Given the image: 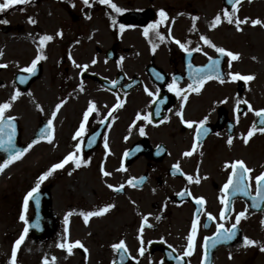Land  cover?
<instances>
[{"label":"flooded vegetation","instance_id":"af4514ba","mask_svg":"<svg viewBox=\"0 0 264 264\" xmlns=\"http://www.w3.org/2000/svg\"><path fill=\"white\" fill-rule=\"evenodd\" d=\"M32 4L33 1L29 0L28 3L13 5L0 12V20L8 21L7 24L0 23V31L22 32L23 27L13 23L11 18L22 13L21 7L25 10ZM150 31L152 34L144 37L158 45L155 52L152 51V44L145 50H135L133 45L128 44L112 43L106 48L85 44L74 51L77 53V63L89 65L86 72H81L71 64L68 51L65 52L68 55L59 60L60 75L65 78L72 71L76 82V87L71 90L74 95L70 96L76 103L72 134L79 128L89 101H94L99 110V115L96 112L89 115L81 151L78 153L80 158L90 159V163L77 169L81 181L78 196L74 198L77 204L75 210L87 212L109 203L115 205L103 215L90 217L87 224L82 216L74 217L73 231L68 224L61 227L64 239L71 240L73 236L74 242L80 240L85 245L89 250L87 253L78 246L72 249V252L80 257L81 263L84 259L85 264H112L114 260L121 264L119 253L111 248V245L120 239L126 241L129 249L122 264H264V257L255 255L260 250H254L252 257H221L222 250L238 248L243 244V238L248 237L250 233L254 236L260 234L258 217L264 213V201H259L258 207H252L250 196L233 193L230 189L227 195L234 199L228 209L226 210L220 202V197L225 195L221 188L230 173V169L223 168L224 162L244 160L248 167L254 169L250 174L253 177L264 171V133H255L247 144L242 139V135L247 134L253 122H258L259 117L255 116L253 111H248L247 105L241 103L237 122L236 100L247 99L253 109L264 108V103L257 104L254 100L245 98L242 91H238V96L221 93V83L216 79L207 81L199 94L189 92L184 106L185 119L199 121L208 116L206 127L209 131L201 135L199 146L193 155L184 156L183 153L190 150L194 142V127L188 128L175 115L180 108L181 98L175 91H170L168 85L175 76L177 88L187 89V85L192 83L188 65L191 63L193 68L204 67L209 63V56L220 59L219 71L223 76L230 71V58L220 56L213 48L205 45L200 40V36L205 34L196 35L186 29L182 34L168 36L172 43L163 44L155 32ZM158 31H162V26H159ZM205 36L210 38L209 35ZM172 37L184 43L190 40L189 48L199 45L202 51H194L189 56L174 43ZM93 59L96 60L95 64L91 63ZM157 73L164 79H157ZM15 76L12 83L17 89ZM96 76L110 82L115 80L117 83L105 87L99 83ZM5 81L0 80V84ZM226 81L232 80L226 78ZM81 82L84 91L79 90ZM145 87L155 95L149 96ZM118 98L124 101L123 107L113 110L112 116L115 119L109 117L101 124L100 120L113 109ZM262 98L264 101V96ZM225 99L227 102L221 103ZM66 102L62 105L63 108ZM157 108L160 109L159 116L155 115ZM137 113H151L152 122L136 120ZM165 117L168 119L165 120ZM47 120L40 122L47 124ZM40 124L35 128L30 140L39 135ZM130 126L132 127L129 133ZM140 127L144 128L145 135L140 134ZM94 133L99 135L95 143L89 146L88 140ZM105 134L108 136L110 149L107 154L103 146ZM229 136L233 138L231 146L227 144ZM76 143L77 141L73 140V147ZM158 146L163 151L158 152ZM125 153L128 155L125 156ZM177 162L181 172L173 175L172 165ZM122 163L126 171L117 170ZM101 164L112 173L111 176L102 175ZM198 167L200 175L207 176V179H202L199 184L188 183L185 175L181 173L194 176ZM130 177L146 179L132 187L126 183ZM109 183L114 186L124 184V189L120 192L114 191L107 187ZM251 183L250 191L254 196L255 184ZM185 189L190 191L192 196L181 198L177 195ZM199 196L205 197L206 203L204 210L199 214L194 250L191 255L185 256L183 253L188 247L187 236L197 207L193 197ZM246 208V218L241 219L234 239L219 240L215 245L210 240L207 248L204 247L205 237L214 236L218 223L230 228L235 222L236 214ZM222 210H226L227 219L220 220L219 214ZM206 213H212L216 219L209 221ZM144 215H148V223L151 226H145L142 234L144 243L141 245L138 230ZM156 216L161 219L156 220ZM59 226L60 223H57L56 227ZM168 245L173 247L169 248ZM141 246L144 248L142 256L138 251Z\"/></svg>","mask_w":264,"mask_h":264},{"label":"rangeland","instance_id":"374dc122","mask_svg":"<svg viewBox=\"0 0 264 264\" xmlns=\"http://www.w3.org/2000/svg\"><path fill=\"white\" fill-rule=\"evenodd\" d=\"M75 7L70 3L59 0H36L28 9L11 18L13 23L23 27L22 32L4 34L0 31V103L8 101L15 91H19L12 83L15 74L23 72L29 67L37 55L39 37L44 34L53 35L52 41L46 42L44 55L46 59L39 63L40 77L32 83L27 91L20 92L19 97L6 115L16 117L20 128V143L30 141L40 120L49 119L55 105L61 100H66L65 107H61L53 121L54 139L48 142H38L24 156L15 160L4 173H0V264H9L14 242L19 238L25 222L19 219L23 212L27 224L32 218V207L29 203L24 208L23 198L35 186L37 177L46 171L52 164L59 162L67 153L74 150L73 128L75 101L70 98L74 95L71 91L76 87L74 73L69 72L65 78L60 75L59 60L69 54L74 58V50L85 44H94L99 48H106L112 43L133 45L135 50H145L152 43L143 38L140 28L134 25L113 32L108 26L109 15L106 5H101L98 0H92L93 6L86 7L82 0H73ZM119 6L127 9L124 13L117 14L116 18L125 13L146 15V18L155 21L158 10L163 8L168 13V20L162 23V34L166 37L163 44L171 43L168 40V30L171 35H179L186 29L194 34L209 35L210 39L218 46L227 50L240 53V58L231 61L230 71L241 74H251L254 79L243 81L242 95L254 100L257 104L264 103V26L251 25L252 19L264 21V0H241L236 6L237 15L243 19L247 17L249 23L242 25V31H237L233 24L227 23L223 18L214 29L209 28L210 22L223 10L222 0H114ZM230 10L229 12H231ZM90 15L91 18H88ZM196 16L195 30H192V17ZM32 17L36 24L29 23ZM174 21V22H173ZM256 28L255 32L252 29ZM61 31L62 37L56 36ZM263 42L259 41V36ZM160 43H162L160 41ZM255 57V59H253ZM69 61H71L69 59ZM71 64L72 61H71ZM10 79L8 81L7 79ZM31 93V95H29ZM221 93L238 96V81H226L221 84ZM65 96V97H64ZM261 101V102H260ZM39 104L44 111L41 112L36 105ZM0 158V163H2ZM71 172V175L69 173ZM80 174L74 165L69 162L63 169L56 170L50 177L43 181L38 190H48L51 195V208L59 227L55 228L53 235L46 241L36 242L27 232L25 239L17 249L16 264H85L84 259L75 253L68 252L67 247L60 248V243L73 244L74 237L65 241L61 227L65 225V216H68V225L74 230V217L81 216L76 201L77 191L80 186ZM264 213L258 217L260 221V234L249 238L258 241V245H240L233 250H222L221 257H252L253 251L260 250L264 244ZM107 243V241H106ZM106 245V244H104ZM261 251V250H260ZM258 252L256 257H264V251ZM56 260L53 261L52 257Z\"/></svg>","mask_w":264,"mask_h":264},{"label":"snow or ice","instance_id":"6c2138e0","mask_svg":"<svg viewBox=\"0 0 264 264\" xmlns=\"http://www.w3.org/2000/svg\"><path fill=\"white\" fill-rule=\"evenodd\" d=\"M28 2H29V0H3V2H0V12H3L4 10L9 9L13 5L25 4ZM82 2L86 7L91 8L93 6L92 0H82ZM98 2L101 5H106L111 10L109 15H110L111 23H112L113 27H115L117 25V21L111 15V13L121 14V13H124L125 11H127V9H125V8L119 6L117 3H115L114 0H98ZM70 3L73 7H75V3L73 2V0H70ZM227 3L232 6V11L229 12L228 10H223L222 13H218L213 18V20L210 22L209 28L210 29L216 28L218 26V24L221 22V19L223 16V18L227 21V23L233 24L235 26L237 31H242V25L249 23V19L247 17L241 19L237 15L238 9L236 6L240 3V0H227ZM158 16L160 17V19L154 21L151 24H148L143 29V34L145 35V37H148L150 30H152L155 32L156 37L161 42H163L166 39V37L161 32L158 31V28L162 23H164L166 20H168V13L166 12L165 9L161 8L158 10ZM88 18H91L90 15L88 16ZM197 19H198V17H196V16L192 17V20H193L192 30L193 31L195 30V21ZM28 20H29V23H32V24L37 23V21L35 19H33L32 17H29ZM0 23L7 24L8 21L7 20H0ZM250 23L253 26H255V25L264 26V21H261L260 19H252L250 21ZM126 27H132V26L120 23L119 24L120 32L122 33ZM55 35L62 37L63 33L61 31H58V32H56ZM168 36L171 37V28H169V30H168ZM53 39H54L53 35H49V34H44V35H41L39 37L37 55L31 61V65L29 67L22 69L23 72H27L29 74H35L38 62L47 58L46 55L43 54L46 42L52 41ZM172 39L174 40V42L177 45H179V47L182 50L187 52L189 56L194 51H202V48L199 45L196 48H189L188 45L191 44L190 40L187 41L186 43H184L178 39H175L174 37H172ZM200 40L203 41V43L205 45L213 48L220 56L229 57L230 58L229 67H231V61H235V60H238L240 58V53L233 52L231 50H227L226 48H224L222 46L216 45L209 37H207L205 35H201ZM157 46L158 45L155 43L152 44V51L153 52H155ZM204 54L207 55V53H204ZM2 55H3V53H2V51H0V56H2ZM69 59L72 61L73 65L76 68L80 69L81 72L87 71V69L89 67L88 64L77 63L71 55H69ZM121 59H123V58H121ZM253 59H255V57H253ZM208 60H209V63L207 65H205L204 67L193 68L191 63L188 65L189 70H190V79L192 80V83H189L187 85V89L177 88V85H176L177 77H175V76L172 77V83H170L168 85L169 90L175 91L177 96H180V98H181L180 108H179V110L176 111L175 115L178 116L180 118L181 123L186 125L188 128L194 127V133H195L194 142L191 146V149L187 150L183 153V155L186 157H190L193 155V152L196 151L198 146H199L198 142L200 140L201 135L206 134L209 131V129L206 127V124L208 121V116H205L203 119H201L199 121L185 119V117H184V106H185V102L188 100L189 92H195V93L199 94L201 89L205 85V83L209 80H212V79L218 80L219 83H221V84L226 82V78L228 80H232V81L243 80L245 82L254 79V77L251 74L245 75V74H241L239 72H232V71H228L225 75L222 76L220 71H219V67H220V63H221L220 59L213 58V57L209 56ZM91 63L95 64L96 60L93 59L91 61ZM0 67H7V65H0ZM156 78L159 80L164 79V77L161 76L159 73L156 74ZM26 80H27V77H25L23 75H21L19 77L20 83H24ZM111 83L113 85H115L117 83V81L113 80ZM79 90L84 91V87H83L82 82L79 85ZM145 91L147 92V94L149 96L155 95L153 92L149 91V89L147 87H145ZM19 95H20V92L15 91L11 95V97L8 101L0 103V149H3L4 151L9 153L8 158L3 160L2 163H0V173H3L5 168H7L15 160L21 159L24 156V154H26L30 149H32L33 146L36 145L40 140H47V142L50 144L53 142V139H54L53 121H54L55 117L57 116V113L60 110V108L62 107V105L66 102L65 100H61L59 103H57L55 105V109L51 113V117L47 120V124L45 125V127L40 130L39 135L36 138H34L33 140H31V142L28 143L26 147L18 148V147H16V145L14 143V137H15V133H16V123H15L16 117H14L12 115H6V111L10 110L12 108L13 102H15L17 100ZM29 95H31V93H29ZM225 102H227L226 99L221 101V103H225ZM123 103H124V101H122L118 98L117 103L115 105H113V109L109 110V112L104 117V119L100 120V123L103 124L104 120L108 119L109 117H112V119H115V117L112 116V112H113V110H115L117 108L123 107ZM241 103L244 105H247L248 111H253L255 116L259 117L258 122H253V124L250 127V129L248 130L247 134L242 135V139H243L244 143L247 144L249 142V138H251L255 133H257V132L264 133V108L253 109L252 105L250 104V102L247 99H244V100L237 99L236 100V112L238 113V115L236 116L237 122L239 121V111H240L239 105ZM36 107L41 112L44 111V109L39 104H37ZM93 112H96L97 115H99V110L97 108L96 103L94 101H89L88 108L83 113V118H82V121L79 125V128L76 130V132L74 133V135L72 137V139L74 141H77V143L74 145V150L67 153V155H65L62 160H60L57 163L52 164L46 171H44L42 174H40L37 177L36 182H35V186L32 187L31 190L23 198V205H24L25 209H27V207L29 205L30 198H32L34 196V194L38 193V189L40 188L41 183L43 181H45L48 177H50L56 170L63 169L65 167V165L69 164V162H71L76 169L80 168L82 165L86 166L90 163V159H82L78 156V153L81 151V143H82L83 136L85 134V124L89 120V115ZM244 114L246 115V113H244ZM155 115H157V116L160 115V109L159 108L156 109ZM135 119L136 120H144V121H147L148 123L152 122L151 113H147V114H143V115H141L140 113H137ZM164 119L167 120L168 117H165ZM162 122L163 121H161V123ZM134 125H135V121H133L132 126H134ZM258 125H260V126H258ZM132 126H130V128H129V133L131 132ZM109 127H110V125H109ZM139 132L141 135H145V130L143 127L139 128ZM97 135H99V133L92 134V136L88 140L89 146H91L93 143H95ZM217 135H219V133H217ZM103 140H104L103 146H104V149H105L106 154H107L108 152H110L107 134L104 135ZM232 142H233V138L231 136H229L228 140H227V144L229 146H231ZM159 151H163V149L159 148V146H158V152ZM127 155L128 154L125 153V156H127ZM201 155H203L202 152H201ZM223 168L226 170L230 169V173L227 177V180L221 188V192L224 193L225 195L220 197V202H221V204H223L225 206L226 210L228 209V205L225 202L227 200V193L230 189L233 191V193L239 192V193H243L245 196H250L252 201H253L252 207H258L259 206L258 202L264 201V171L260 172L258 175H255L254 177L250 176V174L254 171V169H252L251 167H248L246 165V162L242 159H236L234 161H226L223 164ZM117 170L118 171H126L123 163L121 164L120 169H117ZM100 172L105 177L112 175L111 172H109L105 169L103 164H101V166H100ZM177 172H181L179 162L172 165L173 175H175ZM181 174L185 175V178L188 181V183L195 182V183L199 184L202 179H207V176L202 177L200 175L199 167L197 168L194 176L191 174H184V173H181ZM69 175H71V172L69 173ZM145 179H146L145 177H140L139 179L136 177H130L126 183L129 186L136 187L139 183H142ZM251 182H254V184H255V195L254 196L251 195V191H250L251 186H252ZM107 187L109 189H113L114 191L120 192V191H123L124 184L114 186L113 184L109 183V184H107ZM153 191H155V189H153ZM177 195L180 196L181 198H183L185 196H192V193L190 191H188L187 189H185V190H182L181 192L177 193ZM193 199H194L197 207L195 210L196 214H195L194 219L192 221L190 233L187 236L188 247H187L186 251L183 253V255H185V256L191 255L192 251L194 250V246H195L194 241H195V237L197 234V222L199 221V218H200L199 214L201 213L202 210H204V205L206 203V199L203 196L193 197ZM38 202L39 201L37 199V203ZM134 203L135 202L133 201V204ZM113 207H115V205L112 203H109V204H106L103 207H100L94 211L81 212L80 215L83 217L85 224H87L90 217L103 215V214L107 213L110 209H112ZM226 210H222L220 212V214H219L220 220H224V219L228 218L226 215ZM246 212H247V208L245 210L237 213L235 216V222L231 224L230 228H225L223 223H218L216 225V233L214 234V236L213 237H205L204 247L207 248V244L210 240L212 241L213 245H215V243L219 240L230 241V240L234 239L237 235L236 230H237L238 225L241 222V219L246 218ZM71 214L72 213H68L65 216V224L68 223V216H70ZM206 214H207V218L209 221L216 219V217L212 213H206ZM148 215H150V214H148ZM148 215H144L142 217V223H141L140 228L138 230V239L140 240L141 245H143V243H144L142 234L144 232L145 226L146 225L149 227L151 226L148 223ZM19 219L21 221H24L26 226L23 229V232L21 233L19 238L14 242V245L12 248V253H11V259L9 261V264H16L17 249L21 245L22 241L25 239V234H27V232L29 231V229L27 227V220H26V217H25L23 212L21 213ZM155 219L160 220L161 217L156 216ZM261 223L264 224V220H262ZM205 226H207V225H205ZM65 233L67 234V229H65ZM243 243H244V245L252 246V245H258L259 242L245 236L243 238ZM57 246L62 248V249L67 247V250L69 253H71L73 247H76V246L83 249L85 253H87L89 251L80 240H76L74 242V244L60 243ZM259 246H260V250L264 251V244H261ZM168 247L172 248L173 246L168 245ZM111 248L119 253V259H120L121 264H122V262L125 258V255H127L129 252V249L126 245V241L124 239H120L118 242L113 243L111 245ZM138 251H139V254L142 256L144 254L143 246H141ZM133 259H135V258H133ZM177 259H179V257H177ZM52 260L55 261L56 257L53 256ZM45 264H47V258H45ZM112 264H117V262L114 260L112 262Z\"/></svg>","mask_w":264,"mask_h":264},{"label":"water","instance_id":"95a60500","mask_svg":"<svg viewBox=\"0 0 264 264\" xmlns=\"http://www.w3.org/2000/svg\"><path fill=\"white\" fill-rule=\"evenodd\" d=\"M223 5L226 7L227 10H231L232 6L227 3V0H223ZM119 22L125 25L134 24L145 26L147 24V20L145 19L144 15L135 14V13H128L122 15L119 18ZM23 75L27 77V80L24 83H20L19 77ZM40 76L39 67H37L35 74H20L17 76V84L20 90L25 91L29 85L36 80ZM99 83L103 84V86H109L111 83L105 79L99 78ZM241 87V85H240ZM16 123V121H15ZM45 124H41V128L43 129ZM41 130V129H40ZM18 127L16 123V133L14 137V143L16 147L23 148L22 146L18 145ZM9 153L0 149V156L3 160L8 158ZM38 199V203H37ZM29 202L33 208V218L30 219L28 224L29 232L33 235L35 241H45L51 237L54 232L55 223L53 219V215L50 213V206H51V198L47 191L44 193L38 191L37 194H34L32 198H30Z\"/></svg>","mask_w":264,"mask_h":264},{"label":"trees","instance_id":"16d2710c","mask_svg":"<svg viewBox=\"0 0 264 264\" xmlns=\"http://www.w3.org/2000/svg\"><path fill=\"white\" fill-rule=\"evenodd\" d=\"M63 3H67L69 0H61ZM107 12H111V10L107 7ZM111 15L115 18V16H116V14L115 13H111ZM116 19V18H115ZM110 23H111V21H110ZM111 26H112V23H111ZM117 26V25H116ZM114 27L112 26V29H113Z\"/></svg>","mask_w":264,"mask_h":264},{"label":"bare ground","instance_id":"6f19581e","mask_svg":"<svg viewBox=\"0 0 264 264\" xmlns=\"http://www.w3.org/2000/svg\"><path fill=\"white\" fill-rule=\"evenodd\" d=\"M137 2L140 3L141 0H137ZM255 30H256V28H253V29H252V32H255ZM258 36H259V41H260V42H263V40L261 39L260 35H258ZM3 173H4V172H3ZM3 173H2V174H3Z\"/></svg>","mask_w":264,"mask_h":264}]
</instances>
